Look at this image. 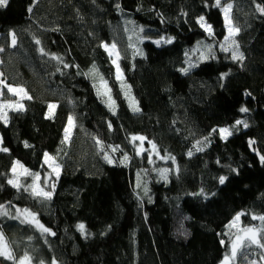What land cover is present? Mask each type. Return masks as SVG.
Returning <instances> with one entry per match:
<instances>
[{"label":"trees","instance_id":"obj_1","mask_svg":"<svg viewBox=\"0 0 264 264\" xmlns=\"http://www.w3.org/2000/svg\"><path fill=\"white\" fill-rule=\"evenodd\" d=\"M221 3L232 4L243 61L221 51L227 30L215 0H8L0 6V72L32 97L22 101L24 111H9L7 124L0 120V147L9 149L0 152V204L13 216L28 209L55 233L0 216L17 259L28 253L32 264H221L232 238L227 225L237 213L245 214L242 225L260 226L252 216L264 215V14L257 10L264 0ZM200 16L213 36L197 23ZM161 37L172 42L140 41ZM105 44L118 49L122 83L138 112L129 107ZM93 65L98 76L86 75ZM99 77L112 90L115 114L93 86ZM69 116L75 127L62 143ZM220 128L232 135L222 139ZM132 136L155 144L160 158L149 163L146 154L136 155ZM45 152L61 165L50 200L7 183L14 161L43 173ZM160 169H168L166 180ZM245 253L248 259L240 255L235 264H260L259 249ZM0 264L13 261L0 258Z\"/></svg>","mask_w":264,"mask_h":264},{"label":"snow or ice","instance_id":"obj_2","mask_svg":"<svg viewBox=\"0 0 264 264\" xmlns=\"http://www.w3.org/2000/svg\"><path fill=\"white\" fill-rule=\"evenodd\" d=\"M8 0H0V6H6ZM214 7L220 8L221 12L223 13L224 16V22H225V27L227 30V35L224 36L223 42L220 45L221 51L223 52H229L231 51V59L233 61H243L244 55L239 51V45L236 43L235 36L239 33V28L235 27L232 23V18H231V10H232V4L231 3H225L222 5L221 0H215V4L213 5ZM257 10L261 12V14H264V7H261L260 5H257ZM31 11V9H29ZM197 23L204 29L206 33L211 37L214 35L212 26L210 24H207L205 21L204 16H200L197 20ZM141 31H143L141 29ZM12 37V46L14 47L16 45V36L15 33H11ZM131 39V38H130ZM38 44L40 43L39 41H36ZM172 38H167L165 39L164 37H161L160 40L153 41V43L157 44L158 46L161 43H171ZM105 47V50L108 51L109 56H115V59L112 60V63L116 66L117 70V80H122V74L120 71V67L118 64V59H119V52L116 51V45L113 44L111 46L109 45H103ZM131 46V45H130ZM208 53L212 55V58H215L214 54L212 53L211 45L207 46ZM0 51H3L2 48H0ZM140 55H143L142 52H139ZM41 53L45 54L43 52V49H41ZM52 59L55 60H60V57H57L53 55L51 57ZM202 59H207L208 56H205L202 54L201 56ZM62 62V61H61ZM65 67H68V65H64ZM190 67H194V65H190ZM59 71V69H57ZM184 73H187L189 71L188 68L182 69L181 70ZM86 75H92L93 77L98 76V70L95 68V65H93L92 69L90 70V73ZM227 73L222 74L221 78L223 79L224 76H226ZM0 76H2V73H0ZM0 97H3L5 93L3 92V88H7L8 93H11L13 96L17 97L15 101H9V100H4L3 102H0V120H2L5 124L8 123V112L6 110H14V111H24V104L22 101L24 99H32L31 96L28 95V92L25 90L24 87L22 86H11L8 85L5 80L0 79ZM94 87L97 88V95L102 96V97H107L105 103L109 107L110 111L115 114V107L116 103L115 100H113L112 95H111V88L108 87V83L106 80L103 79V77H99V87L97 84L94 83ZM125 85L121 83V88L123 89ZM103 89V92H101L100 89ZM129 92H125L126 98L129 97ZM129 106L132 108L134 112H138L140 109L138 106H136L134 98H129ZM56 107L54 104H49L48 108L51 113V111ZM240 112H247L248 109L245 107H241L239 109ZM236 125H243V127L247 128L248 124L245 121L242 120H237ZM75 127L74 123V118L69 116L68 118V124L64 129V140L62 143H68L71 140V132L72 128ZM235 127V126H234ZM109 128H111V124H109ZM213 131H217L214 129ZM219 134L222 139H226L228 136L232 135V130L229 128H220L218 129ZM146 138L143 136H132L131 140L134 141H140L141 146H138L136 148V155H140L141 152L143 151L142 144ZM208 138L205 137V141H207ZM201 141H197V145L201 144ZM254 143V141H250V145ZM0 144H2V139H0ZM97 146L100 148V151H104L102 142L97 139L96 140ZM149 144H151V147L153 150H155L156 145L153 144L151 141H149ZM204 146L206 147L207 144L205 143ZM25 147H30V145L25 142ZM118 147V146H117ZM196 147L197 151H203L202 147ZM113 151H116L117 148H113ZM9 149L6 147H0V152H8ZM158 155V153H157ZM189 155L191 156L192 153L189 152ZM259 155V154H258ZM104 159L108 163H112V159L108 155L107 152H104ZM149 163H152V153H149ZM163 159H172L173 163H175V158L174 157H163ZM128 160V156L125 155L123 160L120 161L121 164L126 163ZM260 162L264 164V155L260 156ZM44 163L48 166V168L51 170L49 174L44 178L43 181V186L40 184V174L39 173H32L30 172L27 168L24 167L19 161H14L12 168H11V173L12 177L8 179L7 183L11 185L13 188H16L18 191L23 189V191L29 192L30 194L35 197L39 198L42 200H50L52 198L53 191L55 190V182L51 183V190H45L48 187L49 180L51 176H55L56 179H59L60 176V171H61V165L56 162L55 157L50 156L47 152L44 153ZM20 169L21 171L18 173L17 169ZM235 171V169H233ZM167 172L168 169H160L159 170V175L161 179L166 180L167 179ZM20 176H25V177H32V183L29 185H22L20 183L19 177ZM227 177L221 176L219 178V183L224 184L226 181ZM145 192H147V189H145ZM198 195H204L203 190H201ZM245 215L244 213H237V215L233 218V220L227 225V227L230 230L231 234V239L229 241V252L227 255L224 256L223 260L221 261V264H235L238 256L243 255L244 259H248L247 254L245 253L246 249L250 248H256L260 250L259 254V261L260 264H264V215L262 216H252L253 220H259L260 226H244L240 223L241 221V216ZM0 216H8L10 219H20L21 223H28L31 225H34L37 227L42 234L46 233L49 235H55V233L51 232L50 229L44 227L39 223V221L36 218V215L29 211L28 209H16V214L13 216L11 215L8 211L4 210V205L0 204ZM77 229L80 231L82 235H85L86 229L84 224H79L77 225ZM235 230V231H232ZM31 239V238H29ZM221 244H224V241H221ZM0 257H3L6 260H11L13 261V264H31L32 258L28 253H25L24 256L20 257L17 259L12 251V248L5 238L4 234L2 231H0ZM41 264H43V261H41ZM52 264H56V261L53 260ZM248 264H257L256 260H249Z\"/></svg>","mask_w":264,"mask_h":264},{"label":"rangeland","instance_id":"obj_3","mask_svg":"<svg viewBox=\"0 0 264 264\" xmlns=\"http://www.w3.org/2000/svg\"><path fill=\"white\" fill-rule=\"evenodd\" d=\"M127 35H128V33H127ZM130 37H132V35H130ZM133 38V37H132ZM135 39V38H134ZM134 39L131 41V43H133L134 42ZM140 41L141 42H145V41H149V42H151V43H153V41H157V40H147V39H140ZM155 46H157V47H160V46H164V45H167L168 43H161L159 46L157 45V44H155V43H153ZM109 46H111V45H109ZM132 48H133V50L134 51H136V46L134 45H132ZM104 49H105V47H104ZM106 51V50H105ZM116 51H118V49H117V47H116ZM230 53H231V51H229ZM106 53L108 54V56H109V53H108V51H106ZM110 57V56H109ZM110 59H111V62H112V60L113 59H115V56H112V57H110ZM113 64V63H112ZM113 66H114V68H115V77L117 78V70H116V66L113 64ZM1 73V72H0ZM122 74V73H121ZM0 79H3V76H0ZM4 80V79H3ZM120 81V84L122 83V80H119ZM6 82V81H5ZM95 84H97V86L99 87V80H95ZM0 87H2V86H0ZM3 90V92L5 93V95L3 96V97H0V102H3L4 100H9V101H15L16 99H17V97H15V96H13L11 93H8V91H7V88H3L2 89ZM96 90H97V88H96ZM101 90V92H103V89L101 88L100 89ZM124 91L125 92H127V90L124 88ZM124 92V93H125ZM131 95V94H130ZM132 96V95H131ZM99 97H101L102 98V100L105 102L106 101V99H107V97H102V96H99ZM130 97H128V99H129ZM127 99V100H128ZM24 100H27V99H24ZM23 100V101H24ZM128 102V104H129V101H127ZM53 104V103H52ZM106 104V103H105ZM55 105V104H54ZM130 107V106H129ZM55 109V108H54ZM54 109L51 111V113H53V111H54ZM130 109L132 110V108L130 107ZM8 113H9V111H12V110H6ZM73 129V128H72ZM72 133V132H71ZM135 142V152H136V148L138 147V146H141V142L140 141H134ZM142 148H143V151L141 152V154H146V156H147V159H148V157H149V153H152V161L154 160V159H158V158H160V156L159 155H157V152H156V150H153L152 149V147H151V144H149V143H147V142H145V140H144V142H143V144H142ZM148 161H149V159H148ZM57 162V161H56ZM45 167H46V169H45V171L43 172V173H40V184H41V186H43V181H44V178L49 174V172L51 171L49 168H48V166L45 164ZM21 170L18 168L17 169V172L19 173ZM22 178H28V177H25V176H20L19 177V180H21ZM31 179H30V182L27 184V185H29V184H31L32 183V177H30ZM55 176L53 175V176H51V178H50V180H49V184H48V187L45 189V190H51V183L52 182H54V180H55ZM9 213H11V211H8ZM8 217V216H7ZM37 218V217H36ZM235 231V230H234ZM4 234V233H3ZM4 236H5V238L7 239V241L9 242V244H10V246L12 247V245H13V241H10V237L6 234H4ZM12 249H13V247H12ZM228 252H229V248H228ZM0 258H3V257H0ZM4 259V258H3ZM6 260V259H5ZM31 264H32V262H31Z\"/></svg>","mask_w":264,"mask_h":264}]
</instances>
